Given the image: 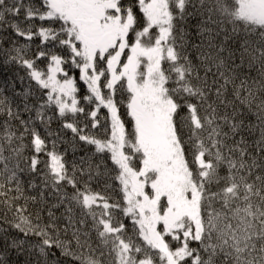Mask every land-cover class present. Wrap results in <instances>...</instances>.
Here are the masks:
<instances>
[{"label":"snow or ice","instance_id":"snow-or-ice-1","mask_svg":"<svg viewBox=\"0 0 264 264\" xmlns=\"http://www.w3.org/2000/svg\"><path fill=\"white\" fill-rule=\"evenodd\" d=\"M5 27L0 264H264V0H0Z\"/></svg>","mask_w":264,"mask_h":264},{"label":"trees","instance_id":"trees-1","mask_svg":"<svg viewBox=\"0 0 264 264\" xmlns=\"http://www.w3.org/2000/svg\"><path fill=\"white\" fill-rule=\"evenodd\" d=\"M25 2H27V0H25ZM11 19V18H10ZM0 38H3L4 40V46L5 47H11L12 45L10 43H8L9 40H14L18 42V45H23L25 43H29L27 41H25L23 38H18L15 36L14 32L10 29L5 27L3 30H0ZM39 43V40L34 39L31 42V47L29 49V53L31 51H34L35 49V45ZM19 72L21 75H23V71L20 69V67L16 64H9V65H5L3 63V57L0 56V86L4 85V83L6 81H8L9 79H12L15 77V73ZM19 84H17V90H19ZM6 95H10V91L6 88L5 90ZM55 126V125H53ZM90 131H95V130H90ZM86 149H84L82 146H77V151H76V156L72 157L71 153L69 155L70 159L73 158H79L81 155L85 154ZM14 234V233H13ZM23 258L21 257V260Z\"/></svg>","mask_w":264,"mask_h":264}]
</instances>
